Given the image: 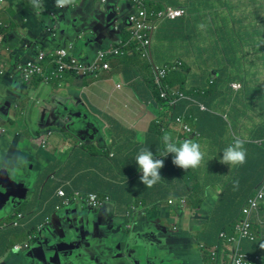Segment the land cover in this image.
<instances>
[{
  "label": "crops",
  "instance_id": "obj_1",
  "mask_svg": "<svg viewBox=\"0 0 264 264\" xmlns=\"http://www.w3.org/2000/svg\"><path fill=\"white\" fill-rule=\"evenodd\" d=\"M189 1L181 0L177 4L191 6ZM202 1L208 12L205 18L208 24L213 23L212 32L219 17L234 14L236 31L245 38L252 35V39L234 44L230 51L226 41L215 35L209 45L202 46V52L197 39L202 44L203 37L192 24L194 42L189 43L176 34L175 20L159 25L150 63L161 67L184 64L187 70L178 71L174 88L180 91V85L184 86L188 91L185 93L205 107L202 110L195 105L188 110L190 124L199 136L184 138L177 136L179 126L175 120L184 115L191 100L183 98L175 108L159 105L148 80L133 66L136 55L129 51L110 59L109 69H101L94 76L68 73L61 81L48 83L40 78L24 82L20 77L18 65L32 58L37 50L53 53L73 44L76 56L89 62L98 50L125 39L128 35H121L126 28L130 31L126 20L130 7L124 1L71 0L63 7H57L56 0H6L0 4V22L6 27L0 34V114L8 122L6 129H0V137L2 133L10 135V141L5 140L10 162L28 175L40 170L31 190L33 203L24 204V210L18 212L22 214L19 226L8 225L6 220L0 223V262L26 264L23 253L14 249L13 263L7 260L10 246L19 244L16 241L26 233L29 238L37 234L41 225L65 230L64 212L72 207L76 214L82 210L89 212L85 201H74V192H79L95 193L106 199L100 214L112 218L101 220L102 223L109 220L111 224L104 235L101 231L91 232V226L90 230L86 228L90 223L82 228V233L91 232L92 239L86 238L98 264H129L147 254L151 257L148 264L229 263L231 244L224 245L220 235L233 233L236 222L244 217L247 200L264 184V136L254 135L259 128L264 129V0ZM247 5L258 9L237 14ZM168 6L179 7L170 3L165 5ZM110 11H119V18H125V23H116L120 34L113 38L102 36L103 40L94 45L95 37L89 35L95 17ZM200 16V23H205L203 15ZM48 30L53 34L48 35ZM87 38L90 41L85 46L83 42ZM228 58L233 59V65L237 64L235 67H241L236 75L225 68ZM184 77L187 81L181 83ZM248 77L252 84L246 81ZM255 77L259 84H255ZM85 78L94 80L87 82ZM234 83L242 87L235 90ZM214 88L215 95L208 90ZM196 89L207 93L209 98H197L192 93ZM6 100L11 101V108L5 107ZM35 100L41 108L38 124L32 130L21 105H30ZM219 103H222L221 113L216 109ZM208 105L217 113L208 112ZM20 118L22 129L8 128ZM154 123L161 125L157 135L151 133ZM39 126L46 130H38ZM165 133L174 143L185 139L199 142L205 152L200 167L185 170L173 164V154L159 156L165 147L162 139ZM237 136L246 139V163L231 168L221 163V157ZM2 145L5 143L0 141V148ZM151 147L161 149L153 154L164 160V166L160 169V181L148 188L140 180L142 173L135 157L141 148L151 151ZM233 181H238V187H234ZM59 189L69 195V204L58 195ZM16 213L17 209L9 216ZM62 213V218H58L56 214ZM89 219L93 218L89 216ZM251 221L255 239L243 241L241 247L263 260L264 201L259 211L251 215ZM53 222L57 225H52ZM260 262L256 264H264Z\"/></svg>",
  "mask_w": 264,
  "mask_h": 264
},
{
  "label": "built area",
  "instance_id": "obj_2",
  "mask_svg": "<svg viewBox=\"0 0 264 264\" xmlns=\"http://www.w3.org/2000/svg\"><path fill=\"white\" fill-rule=\"evenodd\" d=\"M6 0H0V4L5 3ZM107 0H102L106 2ZM127 6H129V12L126 13L127 21L130 24V37L120 39L115 45L98 50L96 56H94L89 62L80 60L74 51L73 44H69L66 47L59 48L53 53L44 52L43 49L37 50L36 54L27 60L25 63L18 65V70L21 79L24 82H30L33 78H40L42 81L48 83L50 81H61L68 73H75L77 76L86 77L92 74H97L101 69H109V60L114 57L124 56L128 51L130 53H138L143 59L152 62V46L153 38L161 23L166 20H176L184 17L186 14L185 8L179 7H165L159 11H149L143 0H122ZM55 21L57 16L54 15ZM2 23L0 22V27ZM4 28L5 25H4ZM48 35L53 33L48 30ZM47 62H50V66ZM154 64V63H152ZM181 65L177 62L170 66H157L153 65V83L160 91L161 97L168 102V106L172 107L177 105L181 99H186L180 91L174 87H170L165 84V80ZM232 87L235 90L240 89L242 86L239 83H234ZM202 110H205L203 105H199ZM175 122L178 124V135L188 136L191 133L199 135V133L186 123L185 116L177 117ZM59 196L64 197L65 204H69L70 198H67L66 192L59 189L57 192ZM75 199L79 201H85L92 207H99L102 201L106 199L100 198L95 193H79L74 192ZM72 200V199H71ZM264 201V184L258 189L255 196L247 200V206L243 209L244 217L234 225L233 233L227 234L221 233V238L226 239L231 245V262L228 264H256L260 257L257 255H251L245 252L241 244L245 240L254 241L255 236L252 230L251 215L253 212H258L261 202ZM172 203V201H170ZM19 218L22 214L18 215ZM19 222L13 223L15 227L19 226ZM30 244H25V249ZM21 246H14V250L21 251ZM215 261V253L212 257Z\"/></svg>",
  "mask_w": 264,
  "mask_h": 264
},
{
  "label": "water",
  "instance_id": "obj_3",
  "mask_svg": "<svg viewBox=\"0 0 264 264\" xmlns=\"http://www.w3.org/2000/svg\"><path fill=\"white\" fill-rule=\"evenodd\" d=\"M120 11V10H119ZM119 11H110L102 17H95L96 22L91 30L93 44L103 40L102 36L113 38L116 34L119 35L116 23H125V18H119ZM127 20V17H126ZM61 23V21L59 20ZM89 38L83 42L85 46L89 44ZM36 47L32 48L35 52ZM101 48V46L99 47ZM5 107L11 108V101L6 100ZM6 160V161H5ZM0 161V223H3L5 218L9 216L12 211L18 209L21 202L27 201L34 184H36L40 170L31 174H27L24 169L17 164L10 162L8 159ZM72 207V206H71ZM63 212V211H62ZM75 208L65 211V225L67 228L52 229L49 226L41 225L38 228L37 234L31 237L30 245L22 254L23 260L26 264H98L92 254V249L89 247V240L92 239L91 232L106 233L110 221L102 223V219H89V212L82 210L76 214L80 219H75ZM56 214L58 218L64 215ZM62 215V216H61ZM67 215H71L67 217ZM81 227H79V222ZM87 221V222H86ZM90 223L86 228L92 227L90 233H82L83 226ZM56 223L53 222L52 225ZM57 225V224H56ZM90 230V229H89ZM142 256L131 261L129 264H148L150 262V254ZM113 258V257H112ZM128 261H130L128 259Z\"/></svg>",
  "mask_w": 264,
  "mask_h": 264
},
{
  "label": "rangeland",
  "instance_id": "obj_4",
  "mask_svg": "<svg viewBox=\"0 0 264 264\" xmlns=\"http://www.w3.org/2000/svg\"><path fill=\"white\" fill-rule=\"evenodd\" d=\"M147 3H148V6H145L148 8V9H163L165 8V5L168 4V3H180L181 0H146ZM145 2V1H144ZM158 3V4H157ZM157 4V5H156ZM189 5H191L192 7H196V13L200 14V15H203V17L205 18V16L208 14V12L206 10H204V1L202 0H190ZM156 5V6H155ZM257 6L253 5H247V6H244L242 10L238 11L237 14H239L240 16L242 15V13H249V12H254V11H257ZM244 11V12H242ZM236 14V15H237ZM202 20V19H201ZM205 23H200L199 21L198 22H195V24L193 25V28L196 30H198L197 34L198 35H201L203 37V43H202V46L204 45H209L210 44V41H211V38L215 36L214 32L211 31V26H213V23L208 24V19L205 18V20H203ZM7 34L9 33V31H6ZM128 35V36H126ZM121 36H126L125 38H129L130 37V31L128 30V28L125 29V31L122 33ZM6 52H8L6 49L4 50ZM9 53V52H8ZM91 57H94L93 55ZM21 63H25V62H21ZM133 66L137 68V70L143 75V77L145 78V80H148V84L151 86L152 88V79H153V67H152V64L143 59L138 53L137 55L135 56V59L133 60ZM243 66V65H242ZM241 67H235L232 69L233 73L236 75L238 72L237 70L239 69L240 70ZM242 71L244 72V67H242ZM181 72L185 73L186 72V68H182L181 69ZM152 73V74H151ZM195 73H197V70H195ZM95 74H92V75H89V76H94ZM218 77H219V74H218ZM170 78H174V76H171ZM85 79H88L87 82H92L94 79L92 78H85ZM220 79V77H219ZM257 78L255 77V81H257L255 84H259L258 80H256ZM184 82L187 81L185 79V77L183 78ZM249 84H252V80L250 77H248V79L246 80ZM176 83V82H174ZM180 87L182 88V90H180V93L183 94V96L186 98V99H189L191 100V102H194L193 105H203L202 103L198 102L197 100H195L193 97L187 95L185 92H188L186 88H184V86L180 85ZM178 89V88H177ZM200 89H196L194 90V92H192L197 98L200 97L201 99V96H205L207 98H209V95L207 93H203L202 91H199ZM209 90V93H212L213 92V95L216 94V90L214 88L213 89H208ZM202 92V94H201ZM220 99L221 100H226V99H222V96H220ZM165 102V105L167 106L168 105V102L167 101H164ZM32 103V102H31ZM181 103V102H180ZM180 103H177L180 104ZM177 105L173 106V108H175ZM204 106V105H203ZM192 106L191 105H188L187 104V107H186V110L185 112H183L184 116H185V120H186V123L190 124V119H191V115L188 113V110H190ZM221 107H222V103H219L218 106L216 107L217 111L219 113H221ZM21 108L26 112V116L28 117L29 116V119H27L28 121V125L32 127V130L35 128V126H37V118H38V114H39V111H40V104H38V102L35 100V102H33L32 104L30 105H25L24 103L21 105ZM263 108V107H261ZM208 112H211V113H217L216 110L212 109L209 105H208V108H206ZM2 114H0V129L3 128V129H6V127L8 126V122L7 120L4 118L1 117ZM12 127H16L15 129H22L24 127L23 123L21 122V118L19 121L17 122H14L12 123L8 128H12ZM195 129V128H194ZM38 130H41V131H45L46 130V127H38ZM196 130V129H195ZM152 132V131H151ZM189 137L191 136H199V135H196L194 133H191L188 135ZM233 136H235V134H233ZM238 137V136H237ZM9 142L10 141V135L9 133H2L1 134V137H0V141L4 142L5 145H2L0 148V161H4L5 159H7L8 155V147H7V144H6V140ZM7 148V149H6ZM6 161V160H5ZM191 171V170H190ZM189 173V171H188ZM201 177H198V179H200ZM199 185V183H198ZM33 193L31 192V195ZM67 198H69V195L67 196ZM33 200L34 198L33 197H29V199L27 201H24V202H21V205L20 207L17 209V213L16 215L12 216L10 215L7 220H6V223L8 225H13L14 222L18 221V222H21L22 219H20L18 217V212H22L24 210L23 205L24 204H32L33 203ZM64 200V199H63ZM64 204V203H63ZM62 207V206H60ZM58 207V211L61 210V208ZM63 207H65V204L63 205ZM34 236V234L32 235ZM31 236V237H32ZM31 237L29 238V235L26 233L25 236L16 241V243H19L18 245L21 246V253H23L25 251V244H30L31 242ZM223 243L224 245H228L229 243L227 242L226 239H223ZM15 244V243H14ZM13 244V245H14ZM14 249V246H10L9 248V253L7 254V260L10 261L13 263V257H11V255L14 253L13 251ZM13 251V252H12ZM231 262V259L229 260V263ZM0 264H3V261L0 262Z\"/></svg>",
  "mask_w": 264,
  "mask_h": 264
},
{
  "label": "clouds",
  "instance_id": "obj_5",
  "mask_svg": "<svg viewBox=\"0 0 264 264\" xmlns=\"http://www.w3.org/2000/svg\"><path fill=\"white\" fill-rule=\"evenodd\" d=\"M71 0H56L57 7H63L69 4ZM170 108V107H169ZM164 150L159 153L160 156L167 157L173 154V164L177 167L188 169L199 168L204 160L205 152L199 142L192 139H185L179 143L172 142L170 135L165 133L163 136ZM246 139L235 137L224 150L221 157V163L233 166L246 163L247 149L245 148ZM135 160L142 175L141 182L148 188L153 187L161 179L160 169L164 166L163 159L155 158L149 148H141L136 155ZM234 187H238V181H233ZM210 191V186L205 189V194ZM264 247V245H262Z\"/></svg>",
  "mask_w": 264,
  "mask_h": 264
},
{
  "label": "trees",
  "instance_id": "obj_6",
  "mask_svg": "<svg viewBox=\"0 0 264 264\" xmlns=\"http://www.w3.org/2000/svg\"><path fill=\"white\" fill-rule=\"evenodd\" d=\"M145 4H146V6H148V3H146V1H145ZM170 4L172 6H175L176 5V6H179V8H185L186 9V14L184 15V17H182L180 19H177V20H175L173 22L174 23V25H173L174 28L173 29L176 31V34L185 43H189L190 41L191 42H194L193 39H194V35L195 34H194V32H193V30L191 28V24L194 25L195 22H198V21L200 22L201 21L200 20V18H201L200 14L196 13V10H197L196 7H191V6H188V5L187 6H181L180 4L178 5V4H175V3H170ZM148 10L149 11H159L161 9H148ZM231 12H232V9H231ZM233 15H228V13L226 15H222L221 16V18L223 17L222 20H221V18L219 16H217L215 18H218L219 17V20L220 21L219 22L218 21H215V24H214L215 25L214 34L217 35L219 38H221V40L226 41V43L228 44V50L230 49V51L233 50L234 44H236V45L242 44L243 43V40H247V38L248 39H252V35L251 36H248L247 38H245V37H242L240 35V32L239 31H236L235 27L233 26L234 23H235L234 22L235 18H233ZM216 22L218 24V27L217 28H216ZM3 28H4V24H2V26L0 27V34H1L2 30H3ZM224 34L227 37H222ZM4 40L6 41V37H4ZM197 40H198V46L200 47V50L203 52L204 49L202 48V44L199 41V39H197ZM217 42H218V40H215V43H217ZM134 54L137 55V53H135V52H134ZM232 62H233V59H229L228 58L227 59V62L225 64L226 65L225 68H229L232 71V68H234L237 65V64L233 65ZM182 68L183 69L185 68V65L184 64L178 66V70H176L177 72L174 71L171 74H169V76L165 80V84L168 85V86H170V87H174V85L177 83V79H178L177 77H179L178 71L181 70ZM186 70H187V68H186ZM171 76H174V78L173 79L170 78ZM219 77L221 78V75L220 74H219ZM181 80H182V78H181ZM181 80H180V82L183 83L184 80H182V81ZM174 82H176V83H174ZM151 89L154 91L155 96H156V100L159 103V105H161V106H163L165 108L166 105H165V102L164 101H166V100L161 97L160 91L154 85L153 81H152V88ZM188 104L191 105V106H195V105H193L194 102H191V101H188ZM167 107H169V106L167 105ZM161 121H163V120H161ZM160 126L161 125L154 123L151 126V131H152L151 133L153 135H157L158 132H160L159 131V127ZM256 133L257 134L254 133L255 136L262 137V136H264V129H260L259 128V131H256ZM177 136L178 137H183V138L185 137V136H180V135H177ZM151 148H153L151 150L153 153L154 152H160L158 150H161L160 148H155V147H151ZM238 216H240V214H238ZM229 234H232V232L229 233ZM263 260L260 259L258 262H260V261L261 262H264Z\"/></svg>",
  "mask_w": 264,
  "mask_h": 264
},
{
  "label": "flooded vegetation",
  "instance_id": "obj_7",
  "mask_svg": "<svg viewBox=\"0 0 264 264\" xmlns=\"http://www.w3.org/2000/svg\"><path fill=\"white\" fill-rule=\"evenodd\" d=\"M105 205L106 203L104 201H102L99 207H92L88 205V203H85L86 209L89 210V214L91 218L93 219H112L111 217L106 218L103 214H100V212L102 211L101 209L104 208ZM78 215H81V214L79 213ZM74 216H75V219H80V217L76 216V212Z\"/></svg>",
  "mask_w": 264,
  "mask_h": 264
}]
</instances>
